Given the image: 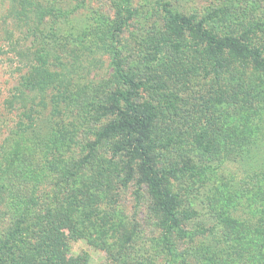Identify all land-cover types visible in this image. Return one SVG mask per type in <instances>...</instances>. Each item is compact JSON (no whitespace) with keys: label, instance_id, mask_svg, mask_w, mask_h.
I'll use <instances>...</instances> for the list:
<instances>
[{"label":"rangeland","instance_id":"1","mask_svg":"<svg viewBox=\"0 0 264 264\" xmlns=\"http://www.w3.org/2000/svg\"><path fill=\"white\" fill-rule=\"evenodd\" d=\"M131 6L132 17L115 35L113 20L121 15L114 0H0V159H12L8 172L0 168V182H13L10 208L39 195L37 207L58 206L73 188L100 190L99 207L115 215L119 237L109 248L71 239L69 264L76 258L80 264L263 263L259 237L251 240L245 224L250 211L244 207L248 214L238 218L233 200L246 204L264 189V180L246 177L249 155H264V68L230 56L218 76L204 59V41L195 32L185 39L171 33L164 8L221 36L240 24V13L263 28L264 0H131ZM231 18L238 23L231 26ZM115 39L119 60L143 78L142 96L161 117L153 138L160 160L182 169L164 184L181 204L171 255L160 244L161 215L138 160L121 150L119 137L99 135L114 117ZM252 40L264 44L261 34ZM220 92L235 104L220 102ZM251 134L256 139L245 144ZM53 141L59 149L52 156ZM233 148L246 154L235 158ZM47 156L56 159L55 169L47 168ZM186 208L196 212L192 219ZM7 244L0 243V259L12 264L37 254L6 255Z\"/></svg>","mask_w":264,"mask_h":264},{"label":"trees","instance_id":"2","mask_svg":"<svg viewBox=\"0 0 264 264\" xmlns=\"http://www.w3.org/2000/svg\"><path fill=\"white\" fill-rule=\"evenodd\" d=\"M121 17L113 20L115 22V35H118L126 24L127 20L133 15L131 0H114ZM165 19H167L168 30L176 36L187 38L189 33L195 32L202 39L204 47V59L210 69H214V73L220 76L223 67L229 64L230 56H237L248 59L256 66L264 68V44L253 42L252 37L261 34L264 36V26L259 28L254 20V16L240 13L239 22L236 17L231 18L228 23L232 26L234 22L238 24L233 26V30L218 35L199 21H194L190 17L182 16L175 13L172 9L164 8ZM260 19L264 15L259 16ZM256 18L257 19H259ZM118 21V22H116ZM248 22V26H243V22ZM112 26V24H111ZM240 28H243L240 31ZM111 43L112 63L114 65L113 77L116 85L112 95L111 111L114 115L113 119L99 133L101 137H119L121 150L129 156L135 157L140 166V170L144 175V179L148 188L149 195L152 197L153 203L161 215L160 227V244L171 255L173 253L172 236L181 221V204H177L176 197L171 191L165 188V181L171 173L182 172V169L175 168L169 164L163 163L153 138L161 127V117L157 115V111L152 107L147 98H143L145 83L141 76L130 74L124 68L123 63L118 57V47ZM262 45V46H260ZM213 72L212 70H209ZM46 83L41 80V86ZM220 92V102L234 103L223 96ZM163 114V112H162ZM227 117H230L228 114ZM60 134L58 137L61 138ZM68 139L67 134L65 138ZM256 139V134H251L245 144ZM242 140H246L243 136ZM53 146L49 150V154L53 156ZM243 146V145H241ZM246 154L245 150L238 151L233 148L232 154L237 158V153ZM257 151L253 153L248 163H250L251 171L246 174L251 182L264 180V155L255 158ZM233 158V159H235ZM10 157L0 159V168H4V173L8 172V168L12 161ZM56 159L48 157L45 162L50 170L56 168ZM162 162L163 165L159 164ZM49 163V164H48ZM51 169V170H52ZM48 172L45 171L44 175ZM69 176H74L69 171ZM4 177V176H1ZM13 185L12 180L0 182V243H8L5 246L6 255H11L15 250L21 251L26 249H34L37 253L32 258L23 259V264H69L64 255L70 251V240L85 238L89 242L99 241L105 247L114 245L119 237V226L114 221V214L104 212L99 207L100 190L93 185L92 188L83 190L81 187L76 192V188L68 190L63 194L58 206L47 204L45 207L39 208L38 198L34 200H24L23 203L14 208H10L9 198L12 196L13 189L8 187ZM72 185V184H71ZM36 195V194H35ZM32 194V196H35ZM59 197V196H58ZM245 203L233 200L235 207L233 211L241 218L243 213H247L244 207L250 211L246 226L250 233V238L259 237L261 249L264 253V189L260 192L249 194ZM40 205V204H39ZM44 205V204H41ZM189 218L195 216L192 208H186ZM240 209V213L237 210ZM12 215L9 225L2 228L3 221L7 216ZM224 219L220 223H224ZM240 223V222H239ZM242 224V222H241ZM94 236V237H93ZM98 237L99 240L96 239ZM15 242L14 246L9 242ZM251 242L248 243V247ZM15 249V250H14ZM249 248H247L248 250ZM0 251L4 253V249L0 247ZM254 259V257L252 256ZM78 264L79 258L75 259ZM0 264H12L8 258L0 259ZM81 264H86L81 262ZM254 264H264L255 261Z\"/></svg>","mask_w":264,"mask_h":264}]
</instances>
